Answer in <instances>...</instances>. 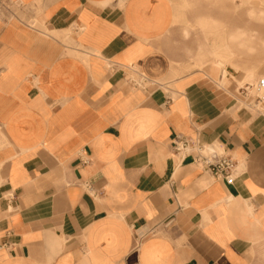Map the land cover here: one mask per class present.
Segmentation results:
<instances>
[{"label":"crops","instance_id":"0c3cea01","mask_svg":"<svg viewBox=\"0 0 264 264\" xmlns=\"http://www.w3.org/2000/svg\"><path fill=\"white\" fill-rule=\"evenodd\" d=\"M263 78L264 0H0V264H264Z\"/></svg>","mask_w":264,"mask_h":264},{"label":"built area","instance_id":"2783aa9c","mask_svg":"<svg viewBox=\"0 0 264 264\" xmlns=\"http://www.w3.org/2000/svg\"><path fill=\"white\" fill-rule=\"evenodd\" d=\"M256 90L260 93L264 91V78L260 79L256 85ZM262 99V98H260ZM191 141L177 136L173 141V149L175 152L184 154L185 157L192 156L195 153L194 161L202 163L215 179H223L227 184L234 182L233 171L236 167V162L232 157H220L214 151L207 150L204 147H193ZM195 150L194 152L192 150ZM140 237H137L135 249L140 246Z\"/></svg>","mask_w":264,"mask_h":264},{"label":"rangeland","instance_id":"374dc122","mask_svg":"<svg viewBox=\"0 0 264 264\" xmlns=\"http://www.w3.org/2000/svg\"><path fill=\"white\" fill-rule=\"evenodd\" d=\"M168 88H169V89H173V85H170V84H169V85H168Z\"/></svg>","mask_w":264,"mask_h":264}]
</instances>
